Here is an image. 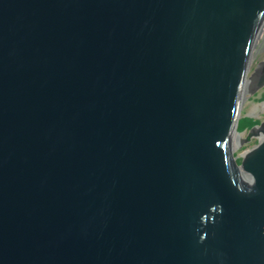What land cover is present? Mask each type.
I'll use <instances>...</instances> for the list:
<instances>
[{"label":"water","instance_id":"obj_1","mask_svg":"<svg viewBox=\"0 0 264 264\" xmlns=\"http://www.w3.org/2000/svg\"><path fill=\"white\" fill-rule=\"evenodd\" d=\"M0 264H264V0H0Z\"/></svg>","mask_w":264,"mask_h":264},{"label":"rangeland","instance_id":"obj_2","mask_svg":"<svg viewBox=\"0 0 264 264\" xmlns=\"http://www.w3.org/2000/svg\"><path fill=\"white\" fill-rule=\"evenodd\" d=\"M241 118H243V120H242V122H241V125L244 126V129H243L244 131H242V133H239L238 136H235V137H236V142H237V141H238V140H239L244 134H246V133L249 131V129L253 126V125H251V123H252L253 121H255L256 116L253 115V114H249V115H242ZM237 133H238V132H237ZM257 143H258V141H257L256 139H252V140H250V141H248V142L242 144L241 146L236 147V148L234 149L235 154L238 155V154L242 153L243 151H245V150H247V149H250V148L254 147ZM234 144H235V142H234ZM238 158L240 159L241 157H238Z\"/></svg>","mask_w":264,"mask_h":264},{"label":"trees","instance_id":"obj_3","mask_svg":"<svg viewBox=\"0 0 264 264\" xmlns=\"http://www.w3.org/2000/svg\"><path fill=\"white\" fill-rule=\"evenodd\" d=\"M242 120H243V118H240V122H239V129H240V130H243V129H244V126L241 125ZM257 122H259V120H257V121H253V122L251 123V125H253V124L257 123ZM239 161H240V160H239Z\"/></svg>","mask_w":264,"mask_h":264},{"label":"bare ground","instance_id":"obj_4","mask_svg":"<svg viewBox=\"0 0 264 264\" xmlns=\"http://www.w3.org/2000/svg\"><path fill=\"white\" fill-rule=\"evenodd\" d=\"M239 135V133H237V131H235L234 132V136H238Z\"/></svg>","mask_w":264,"mask_h":264}]
</instances>
